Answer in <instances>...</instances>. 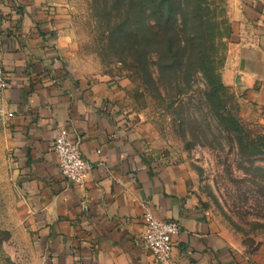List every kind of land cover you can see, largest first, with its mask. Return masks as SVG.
<instances>
[{
  "label": "crops",
  "instance_id": "1",
  "mask_svg": "<svg viewBox=\"0 0 264 264\" xmlns=\"http://www.w3.org/2000/svg\"><path fill=\"white\" fill-rule=\"evenodd\" d=\"M237 1L222 81L244 116L264 122V0ZM70 19L68 0H0L4 147L38 264H159L140 241L144 204L181 222L168 264H264V250L209 217L164 136L126 109L122 82L75 74ZM61 127L92 166L83 184L60 171Z\"/></svg>",
  "mask_w": 264,
  "mask_h": 264
},
{
  "label": "rangeland",
  "instance_id": "2",
  "mask_svg": "<svg viewBox=\"0 0 264 264\" xmlns=\"http://www.w3.org/2000/svg\"><path fill=\"white\" fill-rule=\"evenodd\" d=\"M202 1L214 33L208 55L221 76L231 17L239 3ZM68 9L67 57L75 74L120 80L126 109L164 136L191 189L222 233L247 251L264 250V151L243 150L220 114H233L254 137L264 135V122L244 116L241 100L225 84L223 92L210 96L214 82L197 60L189 67L183 63L162 69L157 42L148 34L155 22L148 11L144 16L136 12V22L132 19L135 23L126 25L136 30L131 42L120 33L125 19L134 15L128 0H68ZM189 54L197 59L199 52L183 51L184 58ZM3 129L0 104V264H38L20 223L21 203L10 178Z\"/></svg>",
  "mask_w": 264,
  "mask_h": 264
},
{
  "label": "trees",
  "instance_id": "3",
  "mask_svg": "<svg viewBox=\"0 0 264 264\" xmlns=\"http://www.w3.org/2000/svg\"><path fill=\"white\" fill-rule=\"evenodd\" d=\"M128 3L134 9V15H129L125 19V26L120 32L122 37L131 41L129 39L136 36V30L126 25L130 24L132 19L136 22V12H140V15L144 16V13L148 11L155 22L147 30L148 34L154 36V40L157 42L156 49L162 57L160 67L169 70L176 64L183 63L189 67L197 60L204 73L209 75L214 82L210 96L215 97L220 91L223 92L226 89L208 55L209 45L214 44V33L210 19L206 18L203 13L202 0H128ZM144 30L146 31V29ZM130 44L132 46V43ZM187 48L192 52L194 50L199 52L197 59L193 58L191 54L183 57V51ZM220 116L236 132L239 145L243 150L251 153L264 151L263 134L254 137L251 133L244 131L242 124L233 114L224 113Z\"/></svg>",
  "mask_w": 264,
  "mask_h": 264
},
{
  "label": "built area",
  "instance_id": "4",
  "mask_svg": "<svg viewBox=\"0 0 264 264\" xmlns=\"http://www.w3.org/2000/svg\"><path fill=\"white\" fill-rule=\"evenodd\" d=\"M7 86V74L0 53V94ZM53 149L58 157L60 171L67 181L83 184L85 175L92 166L83 154L79 142L72 141L66 129L61 127L57 130ZM143 206L144 231L140 237L141 244L156 257L159 264H168L173 256L174 237L180 234L182 229L181 222L177 219H159L149 206Z\"/></svg>",
  "mask_w": 264,
  "mask_h": 264
}]
</instances>
